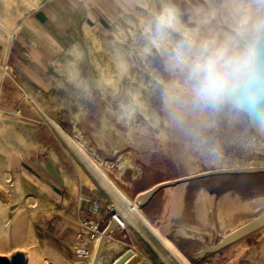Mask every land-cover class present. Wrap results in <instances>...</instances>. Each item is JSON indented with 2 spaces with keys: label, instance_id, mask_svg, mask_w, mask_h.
Here are the masks:
<instances>
[{
  "label": "crops",
  "instance_id": "crops-1",
  "mask_svg": "<svg viewBox=\"0 0 264 264\" xmlns=\"http://www.w3.org/2000/svg\"><path fill=\"white\" fill-rule=\"evenodd\" d=\"M128 2L25 0L26 10L23 15L9 23L12 32L2 42L6 50L4 56L0 49V63L6 67L0 77V131L9 130L8 125L2 123L9 121L21 130L24 140V144H15L8 154V172L11 179L17 182L23 197L35 202L37 207L33 210L25 204L23 211H18L12 218L11 233L15 246L27 248L29 241L23 232L29 231V227L33 234L43 232V245L55 264H70L74 260L92 264L96 250L94 242L100 236L89 239L84 224L92 221L102 232L113 214L123 220V228H117L106 236L98 264H113L127 251L132 254L122 264H156L138 239L139 235L152 237L153 233L89 164L111 195L106 191L105 196L101 195L97 187L102 186L93 175L79 172L62 138L32 105L29 96L37 87L44 92L57 94L53 87H46V83H53L65 76L62 69L56 67L72 59L82 45L87 29L101 33L109 29L115 14L113 4L116 3L124 14ZM263 39L264 36L260 41ZM257 64L258 55L255 51L252 67L242 75L241 81L252 73ZM239 85L227 94L221 108H233L232 95L237 92ZM215 113L206 111L190 123L170 128L164 135L167 145L163 150L155 149L149 133L139 128L126 127V122L120 116L111 118L109 113H103L87 124L90 129L85 128L84 135L87 140L96 143V152L100 153L96 154V159L111 178L107 176L134 203L137 196L161 183L209 170L251 166L208 165L210 162L218 164L222 156L223 139L221 133L216 131L219 124ZM165 121L173 119L166 118ZM57 122L68 133H72L69 123ZM53 123L55 126L56 123ZM228 125L233 127V122ZM127 161L133 167L120 170V164ZM167 165L176 169L175 177L170 178L166 173ZM148 175L154 177L147 179ZM244 176L252 175H212L168 185L152 195L138 210L191 264H254L253 246H247L241 254L237 249L252 235H262L261 231L199 257L205 246H216L223 237L251 220L255 212L264 208L263 195L248 197L245 195L248 189L233 183L235 177ZM95 199L100 206L97 214H93L90 208V201ZM233 202L241 211L234 215ZM224 205H228L230 210L225 209ZM32 215L36 217L35 221L41 231L35 229L33 223L30 224ZM6 224L8 227V220ZM82 251L86 252L85 257L80 256ZM233 251H236L235 254ZM26 264H29L28 259Z\"/></svg>",
  "mask_w": 264,
  "mask_h": 264
},
{
  "label": "rangeland",
  "instance_id": "rangeland-1",
  "mask_svg": "<svg viewBox=\"0 0 264 264\" xmlns=\"http://www.w3.org/2000/svg\"><path fill=\"white\" fill-rule=\"evenodd\" d=\"M128 1L124 14L116 3L112 5L115 14H113V22L107 31L101 33L95 29H87L81 41L82 45L74 53L72 59L61 63V67H56L58 70L62 69L65 76L54 80L53 83H46V87L47 89L53 87L52 89H55L57 94L44 92L38 87L35 92L29 94L32 105L62 138L63 145L79 172L93 175L102 186L97 188L103 196H105V191L110 194L109 191L80 153L55 128L53 122L58 125L57 121L69 123L72 133H68L62 126H59L70 138L83 147L85 152L100 165L110 178L111 176L104 166L96 159V154H100L96 152L94 146L96 143L87 140L84 135L86 132L84 129L90 127L87 124L93 122L103 113H109L111 118L115 119L120 116L121 120L126 122V127L139 128L149 133L154 140L155 149L158 150L165 149L164 146L167 145V142L164 135L169 132V129L179 127L177 126L179 124L174 120L165 121L166 118H173L165 109L161 95L162 89L157 84V78L165 81L169 79L168 74L164 71L162 58L155 51L150 56L141 51L144 46L141 21L148 16L149 10L158 6V0ZM177 2L182 9L196 6L207 7L205 0H177ZM214 2L219 3V0H214ZM25 10V0H0V25L2 26H0V49L3 56L6 50L2 42L12 32L9 23L12 19L20 18ZM118 11L121 16H117ZM3 69H5V65L0 63V77L3 74ZM217 110V113H215L216 110H212V112L217 114L215 117L218 119L219 125L216 126V131L222 135L223 147L220 162L218 164L210 162L211 166H264V154L252 150L255 146H260V142L264 144V136L261 135V131L257 127V121L252 120L250 113L234 104L232 109L223 107ZM229 122H233V127L228 125ZM2 123L8 125L9 130L0 131V246L2 247L0 256L10 259L16 252H21L25 256V264L27 259L29 264H55L43 245L45 242L42 236L43 232L33 234L31 227H29V231L23 229V235L27 236L29 246L27 248L17 247L14 244V237L11 233L13 216L18 211H23L25 204L33 210H36L37 207L35 202L23 197L17 182L11 179L8 172V154L14 149L15 144H24L21 130L9 121H2ZM193 128L196 127L193 126ZM127 167H133V165L128 161L125 164H120V170H125ZM175 171V168L167 165L166 173L170 178L176 176ZM161 175L164 176L163 173ZM150 177H154V175H148L147 179ZM234 179L233 183L248 189L246 196L251 198L257 195L264 196V185H259L255 177L244 176ZM238 210L240 211V209ZM238 210L234 211L233 215ZM259 213L260 211L255 212L254 216L256 217ZM35 220L36 217L32 215L30 224L33 223L35 229L41 231ZM151 236L139 235L138 239L139 244L149 251L155 263L179 264L155 236L153 234ZM252 236L242 242L237 249L238 253H243L247 246H253L254 264H264V253L263 258L257 253L262 249V235L258 233ZM236 251H233V254ZM70 264L83 263L74 260Z\"/></svg>",
  "mask_w": 264,
  "mask_h": 264
},
{
  "label": "clouds",
  "instance_id": "clouds-1",
  "mask_svg": "<svg viewBox=\"0 0 264 264\" xmlns=\"http://www.w3.org/2000/svg\"><path fill=\"white\" fill-rule=\"evenodd\" d=\"M205 4L182 9L177 0H158L141 21V51L162 58L169 79L157 78V84L166 111L178 124L224 105L251 69L264 36V0Z\"/></svg>",
  "mask_w": 264,
  "mask_h": 264
},
{
  "label": "water",
  "instance_id": "water-1",
  "mask_svg": "<svg viewBox=\"0 0 264 264\" xmlns=\"http://www.w3.org/2000/svg\"><path fill=\"white\" fill-rule=\"evenodd\" d=\"M256 53L258 55V64L252 73L246 75V77L241 81L240 87L237 92L233 93L232 100L233 104L237 107L239 106L243 110L250 113L252 120L257 121V127L261 131V135L264 134V39L259 42L256 47ZM264 138V137H263ZM264 172V166H250V167H238L230 169H219L214 171H208L205 173L196 174L190 177H185L178 180L168 181L154 186L150 190L139 195L135 199V203L138 207L143 206L147 200L154 195L157 191L168 185L178 184L180 182L199 179L212 175H221V174H252ZM118 228V223L115 219L111 218L107 227L102 231L99 242L94 254L92 264H98L100 252L103 246V242L106 236L113 230ZM258 231L262 232L263 243L261 245V251L257 252L263 258L264 253V208L260 213L246 223L240 225L234 229L231 233L226 235L221 239V241L214 247L205 246L204 250L200 252L199 257L204 256L207 253H213L219 249L225 247L230 243H234L239 239L256 233ZM132 252L127 251L121 257H119L113 264H122L130 256ZM258 254V255H259ZM0 264H25V256L21 252H16L11 256L10 259L0 256Z\"/></svg>",
  "mask_w": 264,
  "mask_h": 264
},
{
  "label": "bare ground",
  "instance_id": "bare-ground-1",
  "mask_svg": "<svg viewBox=\"0 0 264 264\" xmlns=\"http://www.w3.org/2000/svg\"><path fill=\"white\" fill-rule=\"evenodd\" d=\"M218 122V121H217ZM56 128L62 133V135L67 139V141L70 143V145L76 149L80 155L83 157V159L98 173V175L101 177V179L104 181L106 185L120 198L122 199L127 206L135 213V215L148 227V229L154 234V236L160 241V243L163 245V247L180 263V264H191L189 263L186 258L181 254V252L167 239L165 238L155 227L149 224V222L146 220V218L139 212L138 205L134 202H131L126 195L115 185V183L107 176V174L100 168V166L85 152L83 147L79 145L78 142L67 136L59 126L55 124ZM233 126V125H232ZM224 127V126H223ZM228 129V128H227ZM144 133V132H143ZM264 136V134H263ZM261 143V144H260ZM260 146L257 145L252 149L253 151L259 152L261 154H264V144L260 142ZM250 150V149H249ZM254 154V153H253ZM206 161V160H205ZM238 161V160H237ZM215 162V161H214ZM236 162V161H235ZM204 163V162H203ZM196 164V163H195ZM200 164V163H199ZM208 164V163H207ZM210 164V163H209ZM201 166V165H200ZM211 166V164H210ZM217 166V165H216ZM202 167V166H201ZM209 167V166H208ZM210 168V167H209ZM217 168V167H216ZM195 169V168H194ZM203 170V167L202 169ZM210 171V170H209ZM193 172V171H192ZM200 172V171H199ZM194 173V172H193ZM253 177L256 178L259 185H264V172H258V173H252L250 174ZM227 195V194H226ZM226 201V200H223ZM229 202V201H228ZM227 202V203H228ZM258 203V202H257ZM254 205V204H253ZM225 209L230 210L228 205H224ZM250 207V206H249ZM212 209V206L210 207ZM217 208V207H216ZM223 208V207H222ZM248 208V207H247ZM240 209L239 206H237L236 203L233 202V212ZM251 209V207H250ZM220 210V208H219ZM248 210V209H246ZM239 211V210H238ZM224 212V211H223ZM241 212V211H240ZM220 213V212H219ZM226 213V212H224ZM229 215V214H227ZM219 216V215H218ZM224 216V214H223ZM232 216V215H231ZM229 218V217H228ZM119 221H123L120 217H118ZM218 220V219H217ZM221 221V220H219ZM229 221V220H228ZM222 223V221H221ZM242 223V222H241ZM219 224V223H218ZM222 225V224H221ZM242 225V224H241ZM220 226V225H219ZM214 229V226H213ZM222 229V227H220ZM230 229V228H229ZM100 238V237H99ZM99 239L97 238L94 242V246L97 248ZM0 246V250H1ZM96 251V250H95ZM94 258V257H93Z\"/></svg>",
  "mask_w": 264,
  "mask_h": 264
},
{
  "label": "built area",
  "instance_id": "built-area-1",
  "mask_svg": "<svg viewBox=\"0 0 264 264\" xmlns=\"http://www.w3.org/2000/svg\"><path fill=\"white\" fill-rule=\"evenodd\" d=\"M90 208H91V212L93 214H97L99 212L100 206H99V203L96 199L90 201ZM111 218H113L117 221L118 228H123V221L122 222L119 221L118 216L116 214L111 215ZM84 227L87 230L86 234H87V237L89 239H95V238L99 237L102 233L101 231H99L98 225L92 221H88L87 223H85ZM85 255H86L85 251H82L80 253V256H82V257H85Z\"/></svg>",
  "mask_w": 264,
  "mask_h": 264
}]
</instances>
